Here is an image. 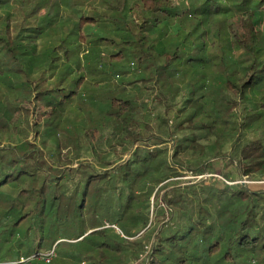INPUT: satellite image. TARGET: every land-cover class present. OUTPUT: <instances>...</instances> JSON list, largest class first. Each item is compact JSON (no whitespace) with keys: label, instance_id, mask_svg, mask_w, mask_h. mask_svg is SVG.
<instances>
[{"label":"trees","instance_id":"obj_1","mask_svg":"<svg viewBox=\"0 0 264 264\" xmlns=\"http://www.w3.org/2000/svg\"><path fill=\"white\" fill-rule=\"evenodd\" d=\"M178 1L0 0V76L58 122L49 138L54 155L76 154L59 156L56 167L42 162L58 173L74 170L75 160L90 169L114 165L83 173L81 203L72 194L69 204L49 208L77 219L95 207L75 237L15 238L29 233L32 215L42 221L43 194L36 184L0 195L4 260L132 264L151 250L147 264H264V191L178 185L222 157L264 180V0ZM150 101L160 108L155 117ZM15 147L34 171L42 149L28 139ZM118 150L123 155L106 161ZM81 161L78 168L87 165ZM156 187L167 190L169 219ZM24 196L31 205L19 204ZM55 244L47 263L41 254Z\"/></svg>","mask_w":264,"mask_h":264},{"label":"rangeland","instance_id":"obj_2","mask_svg":"<svg viewBox=\"0 0 264 264\" xmlns=\"http://www.w3.org/2000/svg\"><path fill=\"white\" fill-rule=\"evenodd\" d=\"M178 2L181 3L180 1ZM190 7L193 8L192 5ZM192 10L196 11V8ZM123 68L128 69L126 65H124ZM15 90L16 89L12 84V80H10V78H7L6 75L0 76V116H2V118H0V142H3V144L0 145V195L1 197H7V190L22 191L23 188L32 189V186H35L37 184L36 189L41 190L44 198V201L40 203L44 207H42L41 209L43 213L39 212V215L43 217L42 221L39 219L37 220L36 215H32V219H30L29 233L28 231L22 232L21 230H19L18 234L16 232L17 235L15 236V238H21L22 236L25 238V236L27 235H29V239L35 236H44L46 240H54L58 237L63 238L64 236L75 237L84 228L90 225L95 207L90 208L89 206H85L83 208L84 215L78 216L77 219H67L66 217H64V215H61L62 218L59 219L60 215H54V213L51 212L49 208L60 204H69L72 194H75L79 200L78 203H81L80 201L82 199V193L85 189L87 179L85 178L86 175H83V173L89 170L87 174L89 172L90 174H104L103 172L110 170L111 167H114V165L106 166V164H102V166H100L102 167L101 170H99L100 168L95 167L90 169L88 162L75 160L73 163V167L75 168L74 170H68L69 167H67L64 170L62 169L60 173H58L59 171H50L48 169V165L42 162L43 159H46L49 164L56 167L58 163L54 164L52 162H54L55 159H58L59 161V156L63 159L66 157V155H69V157L73 158L76 156V154L72 150L69 152V154L60 152L58 150L57 154L54 155L52 141L49 138L54 135H52V131L54 130L58 122L54 117H49V115V118L47 119V114L45 115L44 107L40 106L38 102L35 103L37 106L35 104L33 105L32 102L30 103L29 101H33L32 97L26 98L19 96V94ZM153 104L154 103L150 101L148 106H150L149 108L153 112H151L152 117H155L160 108L155 107L157 105ZM51 108L54 109L55 112L60 109L59 106H50V109ZM10 111L13 112V115L9 118ZM52 115H54V113H52ZM5 126H7L8 128L4 130ZM37 131H40L39 134H36ZM26 139L36 142L37 146L42 149V151L40 152L41 154H37L36 169L34 171H31L25 167L27 163L28 165L32 163L31 159L25 160L21 152H18L17 147H15L16 144H20L21 142H23V140ZM19 154H21V160L17 159V155L19 156ZM121 155L123 154H121L120 150H118L117 155L114 154V156L111 153H105V158L106 161H111L110 158L115 159L116 157H120ZM89 156L84 155V157L89 158L90 161H95V159ZM91 156H95V152L91 153ZM128 156L129 154L125 155L124 158H128ZM39 161H41V164L38 163ZM80 161L81 163L87 165L85 167L82 166L81 168H78V164L80 163ZM238 168L239 166L237 162L230 159L229 157H222L220 160L216 161L215 166L205 170L199 175L185 173V175L180 177L182 182L178 185L184 186L191 182L204 181L210 185L212 183H218V186L225 184L234 188L246 187L251 191H264V180L249 179L244 176L240 172V168ZM244 181L246 182L245 184H243ZM49 191L54 192L57 198L54 199ZM158 191L159 188L156 187L155 192ZM165 191L167 190L163 189L159 192L162 197L161 206L167 208L166 214L168 216L167 218L169 219L173 212V208L170 207L165 200H163ZM153 198L154 196H152V200ZM21 200L22 201L19 202L20 205L25 203H28V205L32 204V200H29L25 196ZM152 210L153 212L151 213V217L154 221L157 207L153 206ZM154 239H156V236ZM30 244L32 245L31 241L29 242V245ZM56 244L53 245V247H55ZM23 247L26 248L25 246ZM62 249H65V246H62ZM149 252H151V255L152 251H148L147 254ZM146 255H144L143 258H145ZM0 259H6L2 255L1 249Z\"/></svg>","mask_w":264,"mask_h":264},{"label":"built area","instance_id":"obj_3","mask_svg":"<svg viewBox=\"0 0 264 264\" xmlns=\"http://www.w3.org/2000/svg\"><path fill=\"white\" fill-rule=\"evenodd\" d=\"M245 183L246 182L244 181L243 184H245ZM119 231H120V229H119ZM149 251H151V250H149ZM150 253L151 252H149L146 255L145 258H140V259L136 260L135 262H133L132 264H144V260L146 261L145 264H147V262L149 261ZM56 255H57V253H56L55 247H53V248L47 250L46 252H43L41 254V258L45 262L48 263V262L52 261V259ZM34 257H35V255L33 254V255H30V256H21L19 259H16V260H3V259H0V264H26L28 261H30Z\"/></svg>","mask_w":264,"mask_h":264}]
</instances>
